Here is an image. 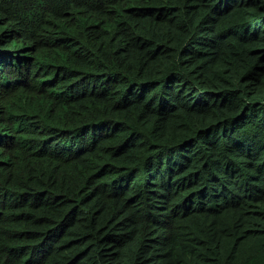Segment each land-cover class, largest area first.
Listing matches in <instances>:
<instances>
[{
    "label": "trees",
    "instance_id": "trees-1",
    "mask_svg": "<svg viewBox=\"0 0 264 264\" xmlns=\"http://www.w3.org/2000/svg\"><path fill=\"white\" fill-rule=\"evenodd\" d=\"M0 264H264V0H0Z\"/></svg>",
    "mask_w": 264,
    "mask_h": 264
}]
</instances>
